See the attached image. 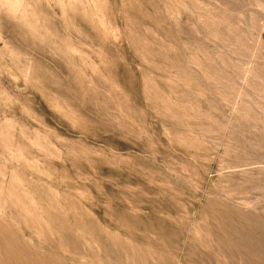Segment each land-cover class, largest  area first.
Here are the masks:
<instances>
[{"label": "rangeland", "instance_id": "374dc122", "mask_svg": "<svg viewBox=\"0 0 264 264\" xmlns=\"http://www.w3.org/2000/svg\"><path fill=\"white\" fill-rule=\"evenodd\" d=\"M0 264H264V0H0Z\"/></svg>", "mask_w": 264, "mask_h": 264}]
</instances>
